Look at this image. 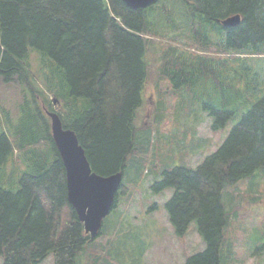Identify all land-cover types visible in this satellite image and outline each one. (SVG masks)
I'll return each mask as SVG.
<instances>
[{
	"label": "trees",
	"instance_id": "1",
	"mask_svg": "<svg viewBox=\"0 0 264 264\" xmlns=\"http://www.w3.org/2000/svg\"><path fill=\"white\" fill-rule=\"evenodd\" d=\"M161 1L134 9L123 0H0V81L22 91L15 116L0 104L3 264H40L49 254L54 264H78L79 257L86 264L126 263L121 239L126 242L132 226L124 222L149 185L156 192L174 188L166 204L174 231L183 237L195 221L205 240V249L184 264L237 262L236 237L228 238L232 215L242 202L264 200V193L237 187L264 170V0ZM236 14L240 23L222 24ZM153 62L166 89L156 86L158 115L143 126L140 140L136 119ZM50 94L93 171L124 175L96 237L85 233L68 199L65 165L45 112L55 106ZM167 96L178 105L169 114ZM199 104L213 130L241 116L203 162L176 164L186 149L176 142L163 157L159 124L183 114L185 122L202 124L192 108Z\"/></svg>",
	"mask_w": 264,
	"mask_h": 264
},
{
	"label": "rangeland",
	"instance_id": "2",
	"mask_svg": "<svg viewBox=\"0 0 264 264\" xmlns=\"http://www.w3.org/2000/svg\"><path fill=\"white\" fill-rule=\"evenodd\" d=\"M161 2L167 3L168 0H162ZM171 4L174 7L175 4ZM179 7L185 10V4H179ZM148 56L151 62L154 61L155 56L152 54V51ZM152 65V74L149 77L144 91L145 103L140 108L139 116L136 119V125L140 128L138 131L140 140H144V132H146V130H143V126L147 127L148 123L158 115L157 107L161 99L157 94L156 86L162 92L166 89L165 84L157 83L154 62ZM51 96L54 100L55 97L53 95ZM167 97L170 98H167L166 103L164 102L163 105L168 109L167 114H169L173 110H177L178 105L176 104L177 99L173 100L171 96ZM21 100L22 91L20 87L5 85L0 81V104L6 107L13 116L18 112V106ZM58 103L60 105L59 100ZM56 108L58 110L61 109L58 105ZM192 108L195 110L194 117L198 119L200 117L202 124H195L188 120L185 122V118L188 116L186 114L180 115L175 120L170 115H167L161 121L159 129L157 130L160 133L161 141L164 142L163 150H157L165 157L167 152L174 151L173 148L176 147L177 142L183 149H186L184 155L186 158H179L176 164H180L181 160L185 162L189 159L192 162V166L196 167L208 155L219 148L232 127L239 120L241 111L224 128L213 130L209 127V124L212 122V117L203 111L201 105H194ZM193 125L195 127L198 125V133H195ZM157 131H154L156 135ZM183 136L186 137L184 141H179ZM194 155L195 157L191 159ZM257 173H259V176L256 180L252 181L250 179L247 183L244 182L243 185L237 186L239 191L246 194H250V192L264 193V170L260 169ZM173 192L174 188L172 187L156 192L149 185V188H145L139 194L137 193V202L131 205L132 208L129 210L128 220L124 222L126 226H132L126 242L124 239H121L126 251L123 258V260H126L124 264H184L189 255L205 249V240L199 232L195 221L190 223L188 231L183 237H180L174 231L166 208V204ZM227 194L228 192H226ZM258 203V205H245L242 202L241 204L244 206L237 211L238 213L232 215L235 231L233 234L228 232V238L233 240L232 235L236 237L234 242L236 244L237 262H229L227 259L226 262L224 261V264L264 263V200ZM112 211L105 220L110 218ZM86 262V258L82 260L79 257L78 264H86ZM3 263L4 259L0 255V264ZM40 264H54L53 255L49 254Z\"/></svg>",
	"mask_w": 264,
	"mask_h": 264
},
{
	"label": "water",
	"instance_id": "3",
	"mask_svg": "<svg viewBox=\"0 0 264 264\" xmlns=\"http://www.w3.org/2000/svg\"><path fill=\"white\" fill-rule=\"evenodd\" d=\"M134 9H145L158 0H123ZM241 16L232 15L222 21L224 26L240 23ZM51 118V132L66 169L68 199L87 233L96 236L103 219L116 202L123 173L101 175L93 171L84 147L73 129L66 128L57 111H47Z\"/></svg>",
	"mask_w": 264,
	"mask_h": 264
},
{
	"label": "bare ground",
	"instance_id": "4",
	"mask_svg": "<svg viewBox=\"0 0 264 264\" xmlns=\"http://www.w3.org/2000/svg\"><path fill=\"white\" fill-rule=\"evenodd\" d=\"M71 129V128H70Z\"/></svg>",
	"mask_w": 264,
	"mask_h": 264
}]
</instances>
